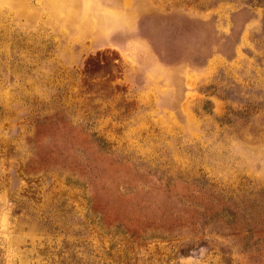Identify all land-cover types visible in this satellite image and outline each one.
Masks as SVG:
<instances>
[{"label":"rangeland","instance_id":"1","mask_svg":"<svg viewBox=\"0 0 264 264\" xmlns=\"http://www.w3.org/2000/svg\"><path fill=\"white\" fill-rule=\"evenodd\" d=\"M0 264H264V0H0Z\"/></svg>","mask_w":264,"mask_h":264}]
</instances>
